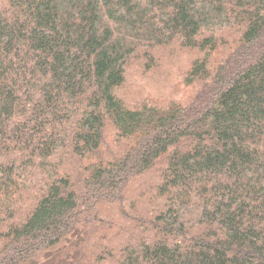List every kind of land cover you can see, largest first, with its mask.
Segmentation results:
<instances>
[{"label":"trees","instance_id":"obj_1","mask_svg":"<svg viewBox=\"0 0 264 264\" xmlns=\"http://www.w3.org/2000/svg\"><path fill=\"white\" fill-rule=\"evenodd\" d=\"M0 264H264V0H0Z\"/></svg>","mask_w":264,"mask_h":264}]
</instances>
